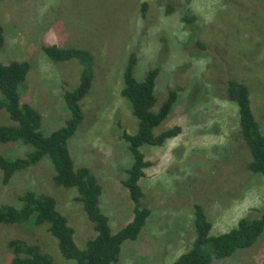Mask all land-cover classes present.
I'll list each match as a JSON object with an SVG mask.
<instances>
[{
  "label": "rangeland",
  "instance_id": "rangeland-1",
  "mask_svg": "<svg viewBox=\"0 0 264 264\" xmlns=\"http://www.w3.org/2000/svg\"><path fill=\"white\" fill-rule=\"evenodd\" d=\"M143 3L148 4L146 18L141 16ZM168 5L174 8L170 15ZM185 13L195 15L197 23H185ZM0 22L5 29L0 63L31 65L22 102L42 111L46 134L69 118L63 94L77 86L79 67H73L75 62L52 63L41 53V42L93 40L86 47L95 55L97 79L82 102L87 120L78 134L87 123L95 127L89 137L82 133L73 139L72 150L83 158L75 163L89 165L101 183V208L114 233L134 216L129 191L122 185L131 156L126 144L118 141L124 128L136 131V120L121 95L128 56L138 53V80L149 69L160 67L158 105L171 88L182 89L173 113L154 131L180 126L182 134L162 147L141 149L151 163L140 180L143 205L151 214L139 238L124 242L117 264H173L195 240V204L205 208L212 234L226 233L242 218L260 215L264 178L247 168L252 156L239 134L238 108L225 95L229 80L249 86L264 135V0H2ZM7 123L0 116V124ZM29 150L21 143L0 145V153L12 158ZM2 176L0 171V204L19 206V197L28 190L48 193L75 229L79 248L96 235L82 203L76 201V190L54 188L48 163L19 172L8 185L2 183ZM6 237L40 245L57 264H76L61 255L48 226L29 231L0 225L3 243ZM0 252V264H9L12 253L4 247ZM214 264H264V234L253 248Z\"/></svg>",
  "mask_w": 264,
  "mask_h": 264
},
{
  "label": "trees",
  "instance_id": "trees-1",
  "mask_svg": "<svg viewBox=\"0 0 264 264\" xmlns=\"http://www.w3.org/2000/svg\"><path fill=\"white\" fill-rule=\"evenodd\" d=\"M166 8V14L174 12L173 7L168 5ZM147 9L148 4L143 3L141 10L144 17L147 16ZM182 19L187 24L198 21L197 17L190 13H185ZM189 38L191 41L195 40V34H190ZM86 43L68 40L41 42V53H44L52 63L75 62L71 63L73 67H76L74 64L79 67L77 86L63 94V100L70 113L69 118L61 128L48 134L42 128V121L43 127H46L42 111L37 106L22 102V89L26 85L31 65L27 61L0 63V116L8 119L7 124H0V145L21 143L30 149L25 156L17 158L0 153V171L3 175L2 183L8 185L19 172L39 163H48L54 172V188L76 190V201L82 203L88 219L94 225L96 235L83 249L79 248L75 229L57 208L56 199L48 193L39 194L34 190H28L19 197L21 204L19 206L0 204V225L1 228L18 225L29 231L43 225L48 226V231L57 240L61 255L67 260H73L76 264H117L124 242L136 241L139 238L151 214V210L143 205L145 197L140 186V180L145 176V170L151 163L146 160L141 149L145 145L162 147L167 141L182 134L183 129L180 126L158 134L154 132L173 113L182 89L171 88L168 97L158 105L157 80L161 74L160 67L149 69L143 79L138 80L135 75V67L139 62L138 53L131 52L128 56L122 73L121 95L126 99L136 120V131L130 133L124 128L118 141L126 144L131 156L132 164L126 169L127 178L122 181V185L129 191L134 216L124 228L114 233L110 218L101 208L103 194L101 183L89 165L75 163L83 161V158L77 151L72 150V140L81 137L82 133L89 137L91 133L89 135L88 133L95 127V123H87L78 134L81 125L87 120L82 102L95 87L97 79L95 55L86 47L92 46L94 42L89 40ZM4 45L5 29L0 23V50ZM67 45L84 48L63 47ZM200 46L204 48L203 45ZM225 97L238 108L239 134L252 156L247 168L253 174L264 178V135L254 114L251 90L243 82L229 80ZM81 145L83 150V139ZM259 213L260 215L254 218H242L236 227L226 233L212 234L213 223L209 221L205 208L195 204V240L191 249L173 264H214L231 258L240 251L253 248L264 234V207ZM3 247L13 255L9 264H57L51 254L45 252L40 245L30 243L22 237H6L4 243L0 239V250ZM2 256L0 252V260Z\"/></svg>",
  "mask_w": 264,
  "mask_h": 264
},
{
  "label": "clouds",
  "instance_id": "clouds-1",
  "mask_svg": "<svg viewBox=\"0 0 264 264\" xmlns=\"http://www.w3.org/2000/svg\"><path fill=\"white\" fill-rule=\"evenodd\" d=\"M142 16V18H146V17H144L143 15H141ZM1 23V22H0ZM2 25H3V23H1Z\"/></svg>",
  "mask_w": 264,
  "mask_h": 264
}]
</instances>
